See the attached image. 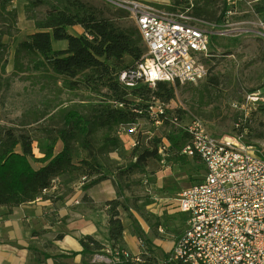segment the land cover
<instances>
[{"label": "trees", "instance_id": "16d2710c", "mask_svg": "<svg viewBox=\"0 0 264 264\" xmlns=\"http://www.w3.org/2000/svg\"><path fill=\"white\" fill-rule=\"evenodd\" d=\"M13 1L0 0V88H9L14 76L28 73V77L32 78L37 73V76L51 78L60 92L85 89L95 96H90L91 101L87 102L45 108L34 111L32 115L30 111L24 113L22 125L48 120L45 131L49 142L43 146L41 157L35 156L30 135L16 133L13 128L5 130L0 137V206L8 207L9 212L38 198H47L46 192L54 188L62 177H65L64 182L70 183L79 182L83 176H87L83 190L109 179L105 164L111 151L122 148L119 129L136 125L142 117L155 121L153 116L146 113L147 107L156 100L171 102L181 85L179 81H158L153 88L146 83L133 88L121 84L119 72L137 63L145 51L141 31L138 27L120 26L117 23L118 19L131 15L129 9L118 6L110 10L86 0H27V18L34 21L36 30L16 44L12 76H6L10 46L4 37H14L21 30L18 10L13 6ZM116 1L126 3L138 0ZM191 1L192 4L190 0H172L169 5L156 6L172 11L190 6L189 13L193 16L209 23H221L228 0ZM41 5L48 6L43 17L36 13V8ZM76 25L83 28L82 34L68 30ZM54 40H66L67 46L55 48ZM127 57L133 60L131 64L126 62ZM211 82L218 84L214 77H208L203 85L208 86ZM130 96L139 98V101ZM140 111L144 113L140 114ZM28 114L31 115L29 122L25 121ZM173 134L167 135L169 145L160 136H137L130 159L117 168V179L114 181L117 197L105 203L109 215L107 239L112 254L106 251L107 245L95 236L82 235L79 240L83 246L81 254L84 264H92L93 257L99 253L115 257L116 251L122 264H186L169 260V256L160 259L146 241L145 231L131 207L121 199L122 189L131 190L132 179L129 178L132 174L145 172L147 166L155 162L163 165L188 162L189 155L183 152V148L189 135L181 130V140H178ZM59 140L63 146L56 152ZM192 157L200 159L198 156ZM33 161L40 162L41 166L35 167ZM135 209L140 211L136 202ZM122 210L128 213L133 230L144 246L140 254L129 252V258L121 254L126 251ZM140 214L152 232L157 231L160 217L151 212L140 211ZM181 214L187 220V215L184 212Z\"/></svg>", "mask_w": 264, "mask_h": 264}, {"label": "rangeland", "instance_id": "374dc122", "mask_svg": "<svg viewBox=\"0 0 264 264\" xmlns=\"http://www.w3.org/2000/svg\"><path fill=\"white\" fill-rule=\"evenodd\" d=\"M86 1L110 10L121 6L116 0ZM26 3L27 0L13 1V6L18 10V25L21 30L14 37H4L10 46L6 76H12L16 44L36 30L34 21L27 18ZM47 10V5H41L36 8V13L43 17ZM117 23L120 26L137 27L132 15L118 19ZM210 29L214 34L210 43L212 56L207 62L208 75L197 83H181L175 99L165 103L169 117L174 114L180 116L182 122H186L197 116L213 135L219 138L242 135L246 144L264 153V0H228L221 23H212ZM65 42L55 41L54 47L60 48ZM126 62L131 64L133 60L127 57ZM37 75L39 74H33L32 78L28 77V73L14 76L9 88H0V137L9 128H13L16 133H27L33 138L35 156L41 157L43 146L49 142L45 131L48 120L41 119L22 125L24 113L30 111L32 115L34 111L45 108L91 101L90 96L95 95L85 89L60 92L51 78ZM208 77H214L218 84L211 82L204 86ZM255 95L260 98L253 100ZM130 97L139 101L135 96ZM85 98L89 100H82ZM31 115L28 114L25 121L29 122ZM150 119L140 118L135 132L120 135L122 148L109 153L105 168L113 182L117 179V168L130 159L134 141L139 134L147 138L160 136L167 145L170 143L167 138L170 133H174L173 136L181 140L179 125L168 120L157 124ZM62 146L63 143L59 140L55 151L59 152ZM33 165L40 167L41 163L33 161ZM204 176V164L192 156H189L187 163L163 165L155 162L147 166L145 172L131 175V190L122 189L121 199L143 220L145 219L140 211L158 215L160 225L154 233L150 228L151 234L171 245V241L176 240L186 228V220L178 208L179 193L200 182ZM135 202L140 211L135 209ZM122 214L128 216L124 210ZM146 241L155 251L153 242L149 238ZM108 252L112 254V251ZM170 253L171 249L167 253L163 252L159 258L163 260ZM99 254L97 263H114V256Z\"/></svg>", "mask_w": 264, "mask_h": 264}, {"label": "built area", "instance_id": "2783aa9c", "mask_svg": "<svg viewBox=\"0 0 264 264\" xmlns=\"http://www.w3.org/2000/svg\"><path fill=\"white\" fill-rule=\"evenodd\" d=\"M120 4L131 11L145 46L141 59L119 72L121 84L133 88L141 83H197L206 78L212 23L190 14V6L172 11L141 0ZM259 98L255 95L253 100ZM145 111L157 124L168 119L179 125L189 135L183 152L198 156L205 167L203 179L179 193L178 208L187 215L186 228L175 240L169 260L264 264V153L246 144L242 135H213L197 116L186 122L174 114L169 117L166 104L159 100ZM136 129L137 124L118 132L123 135ZM87 180V176L81 178V188ZM118 254L113 262L119 260ZM121 254L130 257L127 250Z\"/></svg>", "mask_w": 264, "mask_h": 264}, {"label": "crops", "instance_id": "0c3cea01", "mask_svg": "<svg viewBox=\"0 0 264 264\" xmlns=\"http://www.w3.org/2000/svg\"><path fill=\"white\" fill-rule=\"evenodd\" d=\"M154 5H169L172 0H142ZM74 34H82L79 25L70 26ZM66 41V40H54ZM67 41L60 48H65ZM62 177L57 185L46 192L47 198L14 207L12 212L0 206V264H84L80 236L92 235L107 245L108 207L106 201L117 197V189L112 179H106L83 190L79 182L66 183ZM85 197L87 200H85ZM133 212V211H132ZM146 237L153 244L155 253L160 257L163 252L172 250L166 240L151 234L145 220L133 212ZM125 231V249L137 255L144 246L133 230L132 221L126 214L121 215ZM96 254L92 264H99ZM116 264H122L118 260Z\"/></svg>", "mask_w": 264, "mask_h": 264}]
</instances>
